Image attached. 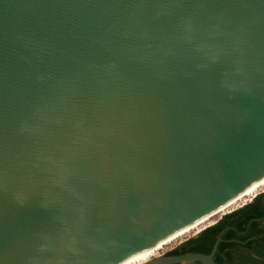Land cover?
Here are the masks:
<instances>
[{"label": "water", "instance_id": "95a60500", "mask_svg": "<svg viewBox=\"0 0 264 264\" xmlns=\"http://www.w3.org/2000/svg\"><path fill=\"white\" fill-rule=\"evenodd\" d=\"M263 180L264 0H0V264H123Z\"/></svg>", "mask_w": 264, "mask_h": 264}, {"label": "trees", "instance_id": "16d2710c", "mask_svg": "<svg viewBox=\"0 0 264 264\" xmlns=\"http://www.w3.org/2000/svg\"><path fill=\"white\" fill-rule=\"evenodd\" d=\"M214 253L216 264H264V193L182 243L171 255Z\"/></svg>", "mask_w": 264, "mask_h": 264}, {"label": "bare ground", "instance_id": "6f19581e", "mask_svg": "<svg viewBox=\"0 0 264 264\" xmlns=\"http://www.w3.org/2000/svg\"><path fill=\"white\" fill-rule=\"evenodd\" d=\"M264 188V180L262 182L257 183L256 185H254L252 188H250L247 192L243 193L242 195H240L238 198L232 200L228 205L222 207L221 209H219L218 211H216L215 213L203 218L202 220H200L198 223L194 224L193 226L171 236L170 238H168L167 240H165L164 242L160 243L159 245H157L154 248H151L150 250L142 253V254H138L136 256H134L132 259L126 261L123 264H132L136 261H138L139 259L145 258L147 255H149L150 253H152L155 250H158L160 248H162L163 246H166L174 241H176L177 239H180L182 237H184L185 235L191 233L192 231H196L197 234H199L200 232H202L203 230L207 229L210 226H213L214 224H216L218 217L230 213L232 210H234V208L240 203V202H249L251 201L253 198H255L257 196V194H259V192Z\"/></svg>", "mask_w": 264, "mask_h": 264}, {"label": "rangeland", "instance_id": "374dc122", "mask_svg": "<svg viewBox=\"0 0 264 264\" xmlns=\"http://www.w3.org/2000/svg\"><path fill=\"white\" fill-rule=\"evenodd\" d=\"M262 192H264V188L259 192V194L262 193ZM257 195H258V194H257ZM253 199H254V198H253ZM253 199H252V200H253ZM252 200H251V201H252ZM251 201H249V202H243V201L240 202V203L234 208V210H232L231 212H233V211H235V210H237V209H239V208H242V207L245 206L246 204H249ZM231 212H230V213H231ZM227 214H229V213H227ZM224 215H226V214H224ZM224 215L218 217L217 222H218V221H219ZM196 235H198V234L196 233V231H192L191 233L185 235L184 237H182V238H180V239H177L176 241H174V242H172V243H170V244H168V245H166V246H163L162 248H160V249H158V250L153 251L152 253H150L149 255H147V256L145 257L144 260H146V259H148V258H151L152 256H155L156 254H159V253H162V252H166V251L169 250L170 248H172V247L178 245L179 243H181V242H183V241H185V240H187V239H190V238H192V237H195Z\"/></svg>", "mask_w": 264, "mask_h": 264}, {"label": "flooded vegetation", "instance_id": "af4514ba", "mask_svg": "<svg viewBox=\"0 0 264 264\" xmlns=\"http://www.w3.org/2000/svg\"><path fill=\"white\" fill-rule=\"evenodd\" d=\"M264 193V192H262ZM260 193V194H262ZM259 195V194H258ZM252 202V201H251ZM188 240V239H187ZM185 240V241H187ZM185 241L179 243L178 245L170 248L169 250H167L166 252H162V253H159V254H156L155 256H152L151 258H148L146 260H144L145 258H142V259H139L138 261L132 263V264H149L151 262H154L158 259H161V258H164V257H168V256H179V255H171V252L174 251L175 249H177V247H179L182 243H184ZM194 264H202L200 262H196Z\"/></svg>", "mask_w": 264, "mask_h": 264}]
</instances>
